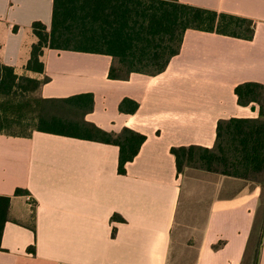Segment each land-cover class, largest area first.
Segmentation results:
<instances>
[{
  "label": "crops",
  "instance_id": "obj_1",
  "mask_svg": "<svg viewBox=\"0 0 264 264\" xmlns=\"http://www.w3.org/2000/svg\"><path fill=\"white\" fill-rule=\"evenodd\" d=\"M179 1L249 18L253 36L187 29L162 72L125 78L109 76L110 55L45 47L37 71L27 69L37 40L31 25L49 28L53 0H0V63L39 81L27 97L92 94L83 120L146 137L120 174L115 144L35 129L0 132V195L10 197L0 264H172L190 196L198 204L183 240L187 264H242L264 182L193 168L177 173L170 148H211L219 119L258 116L257 106L237 102L234 87L264 84V0ZM124 98L138 103L135 112L119 110ZM257 264H264V231Z\"/></svg>",
  "mask_w": 264,
  "mask_h": 264
},
{
  "label": "trees",
  "instance_id": "obj_2",
  "mask_svg": "<svg viewBox=\"0 0 264 264\" xmlns=\"http://www.w3.org/2000/svg\"><path fill=\"white\" fill-rule=\"evenodd\" d=\"M31 27L37 40L31 46L27 69L42 71L39 56L49 47L110 55L111 78H125L130 72H162L178 53L187 29L245 39H251L254 32L249 18L179 0H53L49 28L40 21ZM38 85V80L17 76L12 67L0 63V132L20 135L35 129L115 144L119 148L117 171L124 174L125 164L136 156L145 135L127 127L107 132L83 120L93 105L89 93L53 99L27 97ZM234 93L240 105L256 103L258 116L219 119L211 148L171 147L177 173L193 168L251 179L249 173L264 170V84L242 82ZM137 107L128 98L119 104L122 112L133 113ZM9 203V196L0 195V239ZM256 228L255 222L244 259ZM263 231L264 222L254 243L253 264L258 261Z\"/></svg>",
  "mask_w": 264,
  "mask_h": 264
},
{
  "label": "rangeland",
  "instance_id": "obj_3",
  "mask_svg": "<svg viewBox=\"0 0 264 264\" xmlns=\"http://www.w3.org/2000/svg\"><path fill=\"white\" fill-rule=\"evenodd\" d=\"M23 84L25 85V83L23 82ZM31 103V102H30ZM254 106H257L259 109V106L256 103H253ZM187 169V168H185ZM184 169V170H185ZM249 177L251 179L254 180H262L264 182V170L260 171V172H251L249 173ZM197 204H198V200L196 198H194L193 196L188 197L183 205V209L180 213V229H181V234L183 235L182 241H181V245L178 246L176 252H174L173 255V263L172 264H187V262L189 261L191 255L190 253L185 250L186 246L185 244H183V240L186 237V229H189V224L193 223L195 214H196V210H197ZM260 217L258 218L259 222L257 223V228H256V234L254 237V241H253V246L250 248V250L248 251V255L246 256V258L244 259V261L242 262V264H253V252H254V248H255V241L257 239L258 233H259V227L262 225V216L264 215V205L263 207L259 210ZM191 226V225H190Z\"/></svg>",
  "mask_w": 264,
  "mask_h": 264
},
{
  "label": "built area",
  "instance_id": "obj_4",
  "mask_svg": "<svg viewBox=\"0 0 264 264\" xmlns=\"http://www.w3.org/2000/svg\"><path fill=\"white\" fill-rule=\"evenodd\" d=\"M28 197V199H30V197L29 196H27Z\"/></svg>",
  "mask_w": 264,
  "mask_h": 264
}]
</instances>
